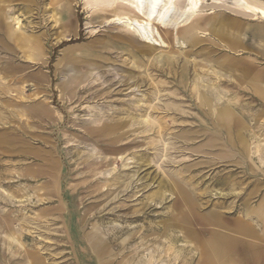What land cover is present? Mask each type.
Wrapping results in <instances>:
<instances>
[{"label":"rangeland","instance_id":"374dc122","mask_svg":"<svg viewBox=\"0 0 264 264\" xmlns=\"http://www.w3.org/2000/svg\"><path fill=\"white\" fill-rule=\"evenodd\" d=\"M201 3L148 44L116 6L0 0V264H264V23Z\"/></svg>","mask_w":264,"mask_h":264},{"label":"bare ground","instance_id":"6f19581e","mask_svg":"<svg viewBox=\"0 0 264 264\" xmlns=\"http://www.w3.org/2000/svg\"><path fill=\"white\" fill-rule=\"evenodd\" d=\"M90 1H93V3L97 6L99 5L104 6V7L116 6L118 8L117 10L120 11L119 12L120 14L115 15L116 16L115 19L118 22L125 21V23H122L123 29H125V31H128V33L131 32L132 34L136 35L140 40L144 41V43L148 42V44L150 42H153L152 23H155L161 27H165L167 23L178 22L183 17H185V15H187L186 18L189 15L192 21L188 23V25H186L185 27L186 29L180 33L183 39H186L187 37L195 38L197 35V30L204 28V24H203L204 21H202L203 19L201 15H198L199 12L197 11L201 7L202 5L201 2L203 0H90ZM227 1L228 0H213L214 5L216 4L215 2H219L225 8V9H220V12L222 13V15L227 13L234 17H237L242 20L249 21V22L257 21V22L264 23V1L262 0H235L237 3H239L235 7L227 6V3H226ZM216 7L220 8L218 6ZM259 30L261 31L264 30V27L260 28ZM120 181H121L120 177H116L113 179V182L116 184L120 183ZM124 188L126 189L127 185H125ZM185 202H186L185 207L191 211L190 203L188 201H185ZM185 216H186V219L188 218L190 219L192 217V215H189V214H186ZM190 223L193 224L192 222ZM220 242H217L216 246H212L209 244L207 249L209 250L210 253L204 254L205 261L203 260V264L205 263L207 264H228L224 260H219V258H222L218 253L220 252L221 254V250H222V246Z\"/></svg>","mask_w":264,"mask_h":264},{"label":"crops","instance_id":"0c3cea01","mask_svg":"<svg viewBox=\"0 0 264 264\" xmlns=\"http://www.w3.org/2000/svg\"><path fill=\"white\" fill-rule=\"evenodd\" d=\"M264 43V38H261ZM251 69V68H250ZM244 77V76H242ZM251 80H253L254 84L253 90L251 91L256 97L264 101V75L259 74L255 70L251 69V73L248 76ZM242 79V78H241ZM241 87H242V81H241ZM246 90V89H244Z\"/></svg>","mask_w":264,"mask_h":264}]
</instances>
